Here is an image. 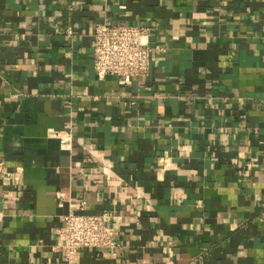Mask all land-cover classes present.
Listing matches in <instances>:
<instances>
[{
	"label": "crops",
	"instance_id": "1",
	"mask_svg": "<svg viewBox=\"0 0 264 264\" xmlns=\"http://www.w3.org/2000/svg\"><path fill=\"white\" fill-rule=\"evenodd\" d=\"M101 21L147 74L96 76ZM1 161L0 264H67L69 209L116 230L73 264H264V0H0Z\"/></svg>",
	"mask_w": 264,
	"mask_h": 264
},
{
	"label": "built area",
	"instance_id": "2",
	"mask_svg": "<svg viewBox=\"0 0 264 264\" xmlns=\"http://www.w3.org/2000/svg\"><path fill=\"white\" fill-rule=\"evenodd\" d=\"M151 29L146 25L101 21L93 31V68L99 79L107 75L135 76L147 74L154 49L150 44ZM50 136H58L61 146L67 147L70 138L50 129ZM109 162L106 163L108 165ZM0 162V171H3ZM18 172H15L17 175ZM59 202L63 194L57 192ZM84 203V202H82ZM83 209V204L80 206ZM110 212L87 213L68 210L58 229V245L67 264H73L82 248L106 249L113 252L116 230L107 221Z\"/></svg>",
	"mask_w": 264,
	"mask_h": 264
}]
</instances>
